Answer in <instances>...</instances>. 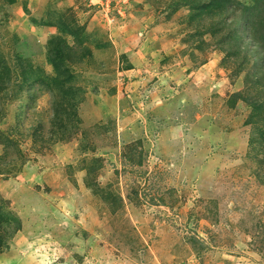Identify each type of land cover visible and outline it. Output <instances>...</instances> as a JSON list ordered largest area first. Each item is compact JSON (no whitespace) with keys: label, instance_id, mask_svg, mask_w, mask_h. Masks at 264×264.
I'll use <instances>...</instances> for the list:
<instances>
[{"label":"rangeland","instance_id":"obj_1","mask_svg":"<svg viewBox=\"0 0 264 264\" xmlns=\"http://www.w3.org/2000/svg\"><path fill=\"white\" fill-rule=\"evenodd\" d=\"M0 264H264V0H0Z\"/></svg>","mask_w":264,"mask_h":264}]
</instances>
